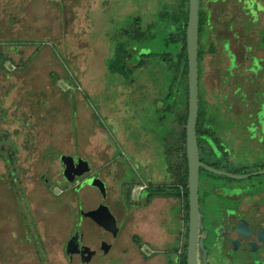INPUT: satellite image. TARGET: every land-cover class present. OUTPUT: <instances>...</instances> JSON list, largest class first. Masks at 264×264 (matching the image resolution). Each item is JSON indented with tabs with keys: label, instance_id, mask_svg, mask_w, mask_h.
<instances>
[{
	"label": "rangeland",
	"instance_id": "obj_1",
	"mask_svg": "<svg viewBox=\"0 0 264 264\" xmlns=\"http://www.w3.org/2000/svg\"><path fill=\"white\" fill-rule=\"evenodd\" d=\"M210 2L214 0L206 3ZM177 3L0 0V141L13 148L16 169H8L9 162L0 159V264H39L37 258L44 259V264L69 263L63 244L72 225V210L75 220L80 218L72 191L82 194L88 185L86 194L102 196L83 178L66 181L64 157L73 158L78 173L103 177L106 192L117 201L124 195L127 199L130 192L136 198L137 188L131 191L134 183L173 170L171 143L164 145V140L172 132L178 110L174 74L150 59L130 83L111 74L107 60L113 54V41L125 29L132 30L137 18L146 31ZM155 37H161L159 29ZM154 43L148 40L136 46L133 64L140 61L141 53L162 51ZM226 51L231 58L225 68L229 72L224 74L226 88L216 97L220 102L209 107L211 126H204L199 137L201 153L220 170L250 174L264 167V111L258 113L261 132L253 120L259 106L264 107V58L237 61L229 48ZM246 51L252 50L247 47ZM242 89L249 90L241 93ZM235 103L244 105V111L239 108L238 112L248 113L227 116L234 105H240ZM169 104L175 110H167ZM243 129L250 133L246 139L239 135ZM204 141L214 144L216 159L210 157ZM84 159L88 166L82 165ZM202 177L224 194L264 182V174L243 180L206 172ZM155 209L153 213L162 215L158 227L171 238L168 258L172 261L182 224L180 208L172 205L159 213ZM150 251L143 249L145 254Z\"/></svg>",
	"mask_w": 264,
	"mask_h": 264
},
{
	"label": "crops",
	"instance_id": "obj_2",
	"mask_svg": "<svg viewBox=\"0 0 264 264\" xmlns=\"http://www.w3.org/2000/svg\"><path fill=\"white\" fill-rule=\"evenodd\" d=\"M206 2L207 0H203L202 5L207 17L205 18L199 35V49L201 53L199 58V92L202 93V111L205 112L203 127H210L211 124L207 120L210 118L208 117L209 107L220 102L216 97L217 95L220 96L226 88V85L223 84L224 78L226 77L224 75L225 67L227 66L226 49L230 48V50L237 55V61H240V59L247 55H255L259 58H264V13L261 15V22L257 26H253L246 18L241 19V21L238 18L237 27L241 31V34L234 35V33H228L227 31L230 30V28H234L232 19L239 16L238 1L218 0L216 3L210 2L209 4ZM207 7L210 13H208ZM239 37L241 39H239ZM246 47L252 48V51H246ZM215 94L216 96H214ZM223 98H225V96H223ZM219 111L218 114L222 112V110ZM171 138L172 134L169 133L168 138L164 140V145L167 144V142H169V144L171 143L168 152H170V156L173 160V170L166 171L165 174H156L152 178L148 176V178L142 179L140 183H134L132 187L128 186V188L131 187V191L133 188H137L139 192L136 198H132L130 192V197L126 199L124 195L123 199L117 201L111 197L110 194L108 195V191V198L107 196L103 197L101 192L93 187L95 192L100 193L102 196V198L99 197L96 199L95 196L86 194L85 191L90 188L89 186H85L82 194L74 192L75 190L72 191V197L76 198V206L80 214L81 210L90 211L95 210L100 205H108L109 213L116 218L115 227L117 230L116 232L109 231L111 234L105 233L104 235L111 247L109 251L106 248L101 249H104L105 252L107 251V254L104 256H108L103 257L98 250L99 252L97 255L93 254L90 257V252H95L97 251L96 249L100 247L99 237L97 238L96 236H101L103 234V227L97 224L93 219L89 220L86 218L81 220L79 218V220L76 221L72 210V225L63 244L66 256L67 240L77 230L81 229L86 231L87 253L90 257L89 264H181L180 255L183 253L185 241L184 234L186 230L184 220L187 208L185 201L178 196L153 195L151 198V193L145 194L146 191L150 190L152 185H174L182 173V162L180 161L179 163L177 161L175 152L176 143L173 144L174 139ZM84 161L87 160L84 159ZM100 179L105 183L103 177ZM153 180H157V182H153ZM149 201H151L150 204ZM71 205L72 204H70V206ZM172 205L180 208V219L182 220V224L178 232L179 239L176 257L170 261L168 252L171 238L166 234L165 229L158 227V217L162 219V215L153 213V208H156L155 211L159 213V211L162 212L170 206L172 207ZM72 206H74V204ZM122 210L124 214L119 215V212ZM144 215L148 217L147 220H144ZM34 237L38 244V239H40L39 234L35 233ZM144 248H150L151 251L145 254L143 252ZM180 250H182L181 253L179 252ZM37 259L39 264H44V259ZM68 264H70V262Z\"/></svg>",
	"mask_w": 264,
	"mask_h": 264
},
{
	"label": "flooded vegetation",
	"instance_id": "obj_3",
	"mask_svg": "<svg viewBox=\"0 0 264 264\" xmlns=\"http://www.w3.org/2000/svg\"><path fill=\"white\" fill-rule=\"evenodd\" d=\"M243 5L247 6L246 0L243 1ZM200 10L205 14L201 2ZM208 13H210L209 8ZM238 18L240 21L246 18V14L241 11L240 8L239 16L232 19L234 28H230V30L227 31L228 33H234V35L241 34V31L237 27ZM260 22L261 19L258 24H260ZM227 60L226 57V61ZM225 68H227V66ZM224 74L229 75L227 71H225ZM245 90L242 89L241 93L247 92L249 89ZM228 96L229 98L237 100V97L233 96V94H228ZM263 100L264 97L262 101ZM262 101L261 104L263 103ZM238 104H240L237 106L238 108L234 105L230 110L232 112L227 116L235 117L236 115L242 116L248 113V111L238 112L239 108L241 111H244V105L241 103ZM259 107L260 108L255 111V118L253 120L257 124L258 132H261L262 124L258 117V112L262 106L260 105ZM238 131L241 132L239 135L244 139L247 138L246 136H250L247 129ZM262 137L264 138V135ZM213 140L215 141V139ZM204 143L210 157L216 159L217 155L215 153L216 149L214 144L211 145L207 141H204ZM200 160L216 168L215 163L202 158L201 149ZM66 168L67 166L64 165V177ZM261 169H264V167ZM202 170L203 169L200 171L199 189L202 224L198 248L199 264H264V182L255 183L251 187L242 188L241 192L234 191L236 189H233L231 192H228V194H222L218 189L212 187L205 177H202V173H204ZM93 177L94 175L87 172L78 178H83L82 181L87 182V180ZM88 219L92 220L90 217ZM102 230L103 234L101 236H96L97 238L99 237L100 247L96 249L97 251L95 252L100 251V254L104 256L107 254V251L105 252V250L101 248H106L109 251L111 247L104 235L105 233H111L104 228H102ZM87 252L86 231L79 229L70 236L66 242L68 261L70 264H89L90 257ZM95 254L97 255V253Z\"/></svg>",
	"mask_w": 264,
	"mask_h": 264
},
{
	"label": "trees",
	"instance_id": "obj_4",
	"mask_svg": "<svg viewBox=\"0 0 264 264\" xmlns=\"http://www.w3.org/2000/svg\"><path fill=\"white\" fill-rule=\"evenodd\" d=\"M188 9L189 0H178L175 7L167 9L161 13L158 22L149 26L145 31L141 26V19L135 20L134 28L125 29L122 34L113 41L114 50L112 56L107 60V69L113 75H119L126 82H134V74L139 69L143 68L150 59L158 66H162L169 72H172L174 84L177 87L176 97L174 101L177 107L175 113L174 124L172 125V139L173 144L176 145L175 152L177 161L182 162V173L178 177L177 182L171 186H157L153 188L152 195H169L183 198L186 203V217H185V234H184V248L180 255L181 264H187V239H188V222H189V191H188V164L186 154V122L188 118V59H187V42H186V28L188 23ZM205 14L200 10V32L202 30ZM159 29L161 37L157 40L155 32ZM152 40L160 45L162 51L141 53L140 61L133 64V49L140 46L144 42ZM199 49V58H200ZM7 59V58H6ZM156 61V62H155ZM174 86V85H173ZM172 86V87H173ZM179 88V90H178ZM201 100V99H200ZM173 103V102H172ZM182 105V106H181ZM176 108L173 104L167 105V110L173 111ZM202 110H199V120L197 126L198 143L200 147L199 137L203 135V122L201 123ZM201 132V133H200ZM2 139V138H0ZM176 139V142H175ZM4 140V139H3ZM202 140V139H201ZM203 141V140H202ZM6 148L5 144L0 141V159L7 164L8 169H15L14 150L10 146ZM11 171V169L9 170ZM203 172L209 173L206 170ZM212 174V173H211ZM130 197V193L128 194ZM38 245V244H37Z\"/></svg>",
	"mask_w": 264,
	"mask_h": 264
},
{
	"label": "water",
	"instance_id": "obj_5",
	"mask_svg": "<svg viewBox=\"0 0 264 264\" xmlns=\"http://www.w3.org/2000/svg\"><path fill=\"white\" fill-rule=\"evenodd\" d=\"M239 8L246 14L252 25H259L260 17L264 13V0H246L247 6L243 5L244 0H237ZM253 1V2H252ZM216 2V0H214ZM249 5V6H248ZM200 0H189L188 23L186 28L187 42V59H188V118L186 122V154L188 164V191H189V222H188V239H187V264H199L198 248L200 242L201 213H200V171L204 169L209 173L243 180L252 176L264 174V169L250 174H233L227 171L216 169L200 160V148L198 143V120L200 110V92H199V35H200ZM247 48V47H246ZM249 48V47H248ZM252 50V48H250ZM229 52H232L229 48ZM232 55L238 60L237 55L232 52ZM227 68L231 65V58L226 54ZM248 58L257 59L258 57L246 56ZM251 61V60H250ZM263 64V61L261 62ZM251 66V65H250ZM249 66V67H250ZM228 72V71H227ZM229 73V72H228ZM251 73V72H250ZM263 108V109H262ZM260 111H264L261 107ZM258 112V113H259ZM260 121H262L260 119ZM81 160V159H80ZM63 163L67 168L64 175L67 182H73L76 177H81L88 171L78 173L76 169L79 167L73 161L72 157H64ZM83 166H88V163L82 160ZM91 187L97 188L103 197L107 196L105 183L99 177H93L87 180ZM88 186V185H87ZM222 193V191H221ZM224 194V192L222 193ZM225 194H228L226 192ZM93 219L97 224L105 228L107 231L116 232L115 222L110 215L108 209L104 205H100L97 209L91 211L81 210L80 219ZM98 252H90V257Z\"/></svg>",
	"mask_w": 264,
	"mask_h": 264
},
{
	"label": "built area",
	"instance_id": "obj_6",
	"mask_svg": "<svg viewBox=\"0 0 264 264\" xmlns=\"http://www.w3.org/2000/svg\"><path fill=\"white\" fill-rule=\"evenodd\" d=\"M180 253L182 252V250L179 251Z\"/></svg>",
	"mask_w": 264,
	"mask_h": 264
}]
</instances>
